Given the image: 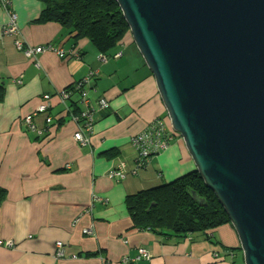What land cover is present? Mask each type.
I'll use <instances>...</instances> for the list:
<instances>
[{"label":"crops","instance_id":"0c3cea01","mask_svg":"<svg viewBox=\"0 0 264 264\" xmlns=\"http://www.w3.org/2000/svg\"><path fill=\"white\" fill-rule=\"evenodd\" d=\"M42 8L37 0H10L18 18L16 39L70 56L79 50L85 54L79 61L60 59L54 52L25 57L15 49L14 38L2 35L8 14L0 7V188L7 194L0 205V241L14 243L13 248L0 247V264H123L140 249L149 252L150 260L137 264L236 261L227 253L240 246L230 225L166 244L132 228L126 198L170 184L192 173L195 165L175 134L165 151L136 168L132 138L157 119L172 132L154 77L138 49L127 41L115 57L99 62L87 41L74 45L60 26L37 23ZM74 87L85 91L91 103L98 98L108 103L103 111L80 105L94 120L87 146L73 139L78 126L70 120L68 100L80 101V94L70 90ZM44 95L51 97L56 125L38 137L23 121L36 113ZM35 123L42 126V117ZM114 170H123V178H112ZM85 229L92 234H83ZM57 243H62V259L55 257ZM72 255L76 259H70Z\"/></svg>","mask_w":264,"mask_h":264},{"label":"water","instance_id":"95a60500","mask_svg":"<svg viewBox=\"0 0 264 264\" xmlns=\"http://www.w3.org/2000/svg\"><path fill=\"white\" fill-rule=\"evenodd\" d=\"M115 1L244 264H264V0Z\"/></svg>","mask_w":264,"mask_h":264},{"label":"trees","instance_id":"16d2710c","mask_svg":"<svg viewBox=\"0 0 264 264\" xmlns=\"http://www.w3.org/2000/svg\"><path fill=\"white\" fill-rule=\"evenodd\" d=\"M37 1L43 7L37 23H54L60 26L66 37L75 43L74 45H78L79 40L87 41L97 53L99 62L106 61L108 57H115L118 47L127 41L133 42L129 27L115 0ZM76 53L80 60L85 54L83 50ZM94 73H91L90 78ZM70 90L80 94V100L83 99L82 94H87L80 87ZM100 99L102 98H98L94 103ZM68 101L71 103L70 120L78 119L81 123L82 119L79 116L82 110L79 102H72L71 99ZM90 104L93 103L90 102ZM51 116L54 120L51 126L56 125L55 117L52 114ZM76 124L80 129V125ZM193 193L204 200L205 205L195 201ZM6 196L5 189L0 188V205L5 201ZM125 205L132 228L151 233L163 244L171 241L179 242L191 235L207 234L224 225H230L223 207L196 172L185 175L170 184L129 196L125 200ZM227 253L231 257L240 255L242 258L240 248L228 249ZM231 264L238 263L233 261ZM240 264H244L243 258Z\"/></svg>","mask_w":264,"mask_h":264},{"label":"built area","instance_id":"2783aa9c","mask_svg":"<svg viewBox=\"0 0 264 264\" xmlns=\"http://www.w3.org/2000/svg\"><path fill=\"white\" fill-rule=\"evenodd\" d=\"M0 7L7 11L8 14V22L3 28L2 35L4 37H12L15 39V49L19 52H22L25 57L31 59L34 58L37 54H41L44 52H54L60 59L65 58H73L74 60L79 61V55L73 54L68 55L63 50H58L53 48L52 46H41V47H31L26 45L24 41L20 39H16L19 28L17 24V16L11 10L10 7V0H0ZM67 56V57H66ZM100 60L104 61V59L100 58ZM97 73V72H96ZM67 97V98H66ZM62 101H66L68 96L66 93H61ZM82 98L79 101L80 105H85L88 109L92 105L95 106L97 110L103 111L107 109L108 103L104 99H100L97 103L90 104V100L87 98L85 94H82ZM50 108H51V97L49 95H44L42 97L41 104L37 107L36 113L30 116H27L23 123L27 131L36 134L38 137L48 132L51 124H53L54 120L50 115ZM94 110V108H93ZM36 117H42L43 125L38 126L35 123ZM79 118L82 119L81 123L78 122V119H72L74 123H78L80 125V129L78 128L77 132L73 135V139L79 143L81 146H87L89 144L90 136L93 133V120H92V112H81ZM85 132V133H84ZM171 135H170V133ZM173 131H169L165 126L164 122L160 119L153 121L146 130L142 133L138 134L137 136L133 137L131 140V145L137 154L136 159V168L143 167L148 163V161L154 157L159 155L162 151H165L168 148L169 142L173 139ZM168 136V137H167ZM122 166V165H121ZM123 170L117 172L116 170L111 171L109 175L114 178L119 176V178H123L121 174ZM83 234L89 235L92 234L91 229L84 230ZM14 243L12 241H0V247H7L13 248ZM56 258L62 259L64 257L63 250H62V243H57L56 245ZM70 259H76L75 255H72ZM150 260V254L144 249H140L138 255L134 259H124L122 260L123 264H135L141 261H148Z\"/></svg>","mask_w":264,"mask_h":264},{"label":"rangeland","instance_id":"374dc122","mask_svg":"<svg viewBox=\"0 0 264 264\" xmlns=\"http://www.w3.org/2000/svg\"><path fill=\"white\" fill-rule=\"evenodd\" d=\"M17 22H18V19H17ZM241 254H242V253H241ZM242 257H243V256H242ZM236 258H237L236 262L240 263V262H241V259H242L241 256L238 255Z\"/></svg>","mask_w":264,"mask_h":264},{"label":"bare ground","instance_id":"6f19581e","mask_svg":"<svg viewBox=\"0 0 264 264\" xmlns=\"http://www.w3.org/2000/svg\"><path fill=\"white\" fill-rule=\"evenodd\" d=\"M155 80V79H154Z\"/></svg>","mask_w":264,"mask_h":264}]
</instances>
